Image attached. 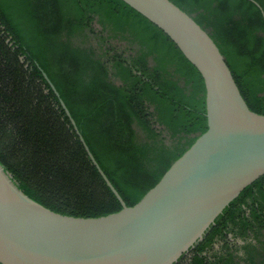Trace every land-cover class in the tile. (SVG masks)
Listing matches in <instances>:
<instances>
[{
  "label": "trees",
  "instance_id": "trees-1",
  "mask_svg": "<svg viewBox=\"0 0 264 264\" xmlns=\"http://www.w3.org/2000/svg\"><path fill=\"white\" fill-rule=\"evenodd\" d=\"M214 40L249 108L264 115V0H170ZM47 74L55 86L44 76ZM133 207L208 130L202 76L121 0H0V164L63 215ZM176 264H264V176Z\"/></svg>",
  "mask_w": 264,
  "mask_h": 264
},
{
  "label": "water",
  "instance_id": "water-1",
  "mask_svg": "<svg viewBox=\"0 0 264 264\" xmlns=\"http://www.w3.org/2000/svg\"><path fill=\"white\" fill-rule=\"evenodd\" d=\"M121 1L162 30L200 73L208 130L129 207L61 100L122 210L98 218L56 213L29 198L0 164V264H176L264 176V115L249 108L214 40L170 0Z\"/></svg>",
  "mask_w": 264,
  "mask_h": 264
}]
</instances>
